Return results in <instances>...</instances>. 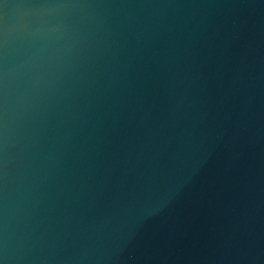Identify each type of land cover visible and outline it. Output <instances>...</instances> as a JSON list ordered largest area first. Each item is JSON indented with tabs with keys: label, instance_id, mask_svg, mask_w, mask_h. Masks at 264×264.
I'll return each instance as SVG.
<instances>
[{
	"label": "water",
	"instance_id": "water-1",
	"mask_svg": "<svg viewBox=\"0 0 264 264\" xmlns=\"http://www.w3.org/2000/svg\"><path fill=\"white\" fill-rule=\"evenodd\" d=\"M0 264H264V0H0Z\"/></svg>",
	"mask_w": 264,
	"mask_h": 264
}]
</instances>
